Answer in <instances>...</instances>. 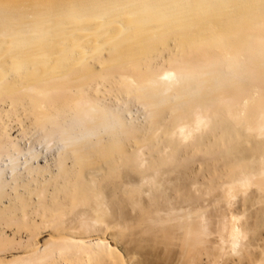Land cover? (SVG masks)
I'll list each match as a JSON object with an SVG mask.
<instances>
[{
	"label": "bare ground",
	"instance_id": "obj_1",
	"mask_svg": "<svg viewBox=\"0 0 264 264\" xmlns=\"http://www.w3.org/2000/svg\"><path fill=\"white\" fill-rule=\"evenodd\" d=\"M251 39L261 42L262 51L246 57L254 44L249 45ZM163 62L168 68L157 72ZM101 83L142 102L156 119L149 122L152 133L162 114L170 111L164 136L185 119L196 124L201 118L212 119L211 114L239 116L242 131L216 121L211 146H206L210 137L200 135L192 147L213 155L206 168H219L243 187L264 175V96L258 85L264 84V0H0V243H5L7 229L12 236L24 232L25 241H18L16 249L26 255L0 264H109L107 258L116 257L105 234L125 246L129 238L132 247L126 251L141 257L135 264L166 261L174 247L179 248L174 264H203L199 263L203 259L205 264H219L218 253L207 251L205 230L210 221L196 211L201 208L198 202L178 194L182 201L173 209L187 207L188 212L183 210L181 219L160 226L150 221L149 210L139 206L144 190L152 207L174 202L168 191L188 185L187 164L156 163L148 175L138 177L150 190L124 187L132 181L126 177L131 172L126 166L143 146L151 151L155 135L134 137L138 141L129 152L119 137L130 129L121 114L93 101ZM60 91L70 94L52 96ZM4 106L21 126L43 133V141L36 143L44 147L22 145L21 130L19 136H10L6 122L14 117L7 120L8 111L3 116ZM248 113L252 115L247 117ZM49 127L54 130L47 134ZM102 134L110 138L91 140ZM55 137L69 150L58 161L57 173L46 177L51 171L39 159ZM190 146L184 147L186 153ZM257 188L262 206L256 213L255 250L249 264H264V239L259 237L264 231V184ZM61 202L78 209L64 219L69 209H62ZM124 203L133 210L137 204L141 211L135 214L145 223L119 233L112 225V210L117 206L119 215L125 216ZM55 208L62 219L52 223L49 240L38 241L27 217ZM245 232L235 225L230 228L231 253L247 249Z\"/></svg>",
	"mask_w": 264,
	"mask_h": 264
},
{
	"label": "rangeland",
	"instance_id": "obj_2",
	"mask_svg": "<svg viewBox=\"0 0 264 264\" xmlns=\"http://www.w3.org/2000/svg\"><path fill=\"white\" fill-rule=\"evenodd\" d=\"M251 42L254 44L252 45V48L247 51L246 57L254 56V53L257 52V50L262 51L261 49L258 48L261 43L260 41L255 42L254 40L251 39V41L249 42V45L252 44ZM253 49H255V51ZM166 68H168V66L166 65L165 62H163L162 64L157 66L155 69L157 70V72L161 73V71ZM204 74H206V72ZM157 79H159V77ZM111 82H112V85H114L113 80H111ZM258 85L261 88L260 94L264 96V84L262 85L258 84ZM97 89L98 91L93 94L94 95L93 101L102 105L103 107H106L111 112L121 114L123 122L130 128L127 133L119 135L121 139L125 140L124 141L125 148L127 145L129 152H133V150L136 147V143L138 140L133 139L134 137L140 138L143 135H149V134L155 135V143L153 145L154 147L150 149L151 151H149L150 146H147V145L143 146V148H140V150L138 151V154L135 153L138 155L137 158L132 160L126 166V170H129V169L131 170V172H128V174L126 173L128 175L126 177L127 178L131 177L129 179L130 181L132 180L131 182L127 183L126 186H124L127 190H130V191L139 190L140 188L143 189L142 187H146V189L150 190V187L147 184L146 180L139 179L140 178L139 176H145L146 174L148 175V173L154 170L156 163H158L159 165L161 163L162 164L169 163L170 165H175L176 163L187 164L186 168H184V173H185L184 178L185 180H187L186 183L188 185H186L184 189L179 188V191H176V190L168 191L169 196L171 198H175L174 200L176 201V203L175 201L174 202L172 201L171 204L165 205L163 202H161L159 206L152 207L150 205V201H151L149 197L150 194L148 195V192H146L143 189L145 193L142 194L143 196L141 198V202H139L141 205L139 204V206L144 207L146 211L148 210L150 211V217H151L150 221H152V223L155 226H160V225H163L165 221L170 222L171 220V222H175L178 219H181L183 217L182 216L183 210H186V212H188V208L187 207L183 208L180 211H176L173 208L176 204H179L178 202L182 201L180 200L182 196H179L178 194H181V195L186 194L185 199L194 200V203L198 202L201 205V208L196 210V211L199 210L201 212L199 215L205 216L206 214L205 217L207 218L208 221H210V223L207 224L208 226L206 227V230H205L206 239L209 241L206 243L207 251L209 253H212V252L218 253L219 264H237L238 262L239 264H249L251 262L253 252L255 250V242L253 241V238L255 237V224L254 223L256 222V213L262 206V203L260 204L258 200L259 198L258 196H260V193L257 188V184L259 183L264 184V175L251 179V184H249V186L243 187L240 185L239 181L228 179V177H226L225 174L221 170H219V168L209 166L207 168L211 167L213 170L211 169L205 170L207 169L205 167V164L207 163L209 164L212 161V159L214 158L213 155L211 153L206 155L203 152H197L194 150V147H192V143L196 141L200 135L210 137L207 141L206 146L208 147L211 146L213 142L212 140H214V136L212 135L213 133H210V131H211V128L215 125L216 121H220V120L222 122L227 121L228 124L230 123L229 125L232 126V128L230 127L231 130L241 129L240 127L241 124L238 123V121L240 122V117L238 116L237 117L238 119H237L235 117H232L229 114H227L228 116L226 114L225 115L211 114L212 119H209L207 117L201 118L199 123H196V124H194V122L190 123L188 119H185L184 124L182 123L179 124V125L182 124V126L177 127V128L175 127L171 134L164 136L163 132L170 128L168 126L170 125V117L172 116L170 111L167 110L162 114L161 118L157 121V126H155L156 133H152L149 130L150 128L149 122L153 120L156 121V119L152 117L150 118L149 109L142 102L134 99L133 97L127 96L124 92H111L109 91V88H107V86L103 83L97 86ZM57 94L63 97L64 96L67 97L69 96L70 92H67V91H60L58 93L55 92L52 96L54 97ZM4 107H3L4 111L7 112L9 108L7 106H4ZM8 112L3 113V116L6 117L8 115ZM9 113H10V116H9V119L7 120H10L13 117L14 119L10 121L9 123L6 122L7 121L6 119H4V121L6 122V125L9 124V127L7 126L6 129L8 130L10 128L9 129L10 136L12 138H15L17 135L19 136V133L21 130L23 131V135L25 136L21 144L24 145L26 143L24 146H27V147L32 146V145H34L35 147L36 146L38 147V144L36 142L38 141L40 142L42 140L43 133L39 132V130L37 129H33V127L27 128V127H24V125L21 126L22 123L17 121V118L15 117L16 115L13 116L11 114L12 112H9ZM251 115L252 114L248 113L247 117H250ZM196 116L198 117V115ZM20 119L23 120L22 117ZM68 120L69 119H66L65 123H70V121ZM2 127L3 126L0 121V133L2 132ZM47 130L49 131L47 134H50V132H52L54 129L49 127L47 128ZM134 131H136V133ZM97 137L98 136H95L94 138L92 137L91 140L95 141L97 139H102L101 142H106L105 139L110 138V136H107L106 134H102L98 138ZM58 141L60 140L56 137L54 140L50 141L49 142L50 145L48 144L49 148L47 150L45 149L46 151L45 150L43 151L44 157L42 156L43 158L39 159V162H40L39 164H41L42 166L46 165L49 171H51V173H47L45 175L46 177H49L57 173L58 161L69 150V147H65L62 142L60 143ZM42 144L41 145L44 147V143ZM41 145L38 148L42 147ZM189 146H190L189 148L190 151L186 153L184 150V147L188 148ZM176 147L181 148V149H179L178 151H174V148ZM208 150H210V148H208ZM172 152H176L177 155H175V158L172 157L171 155ZM209 152H212V151H209ZM170 157L173 158V161H174L173 163L169 162L172 160ZM64 162L66 163L65 165L67 167L71 166V160L67 159ZM131 174H133L134 179L132 176H130ZM22 178L26 179V175H24ZM135 178H137L138 180ZM176 178L178 179L177 176ZM39 179H41V176H39ZM20 180L17 179V182H19ZM27 180L28 179H26V181ZM60 205L62 209H65V208L69 209V213L64 214L65 215L64 219L68 218L71 215V211H75L78 209V208H75L74 210H71V208H68L65 202H61ZM122 206L127 208V204L125 205L122 204ZM170 207L172 209H170ZM126 208L125 210L127 214L125 216L128 217L129 215L128 218H126L125 216H120L121 213L119 212V208L117 206H116V209H118L117 212L115 208H113L112 210V214H114L112 218L113 220L112 225L115 227L114 229L115 232H119V233L120 232L123 233V231L127 232L126 227L128 229V227H131V226H133L134 229L135 228L138 229L145 223V221L138 220V217L136 216V214L138 215V213L141 211V210L136 209L137 204L134 210L130 208V206H128L127 209ZM38 210L40 211L41 209H38ZM129 211L131 212V215ZM40 212L33 213L30 217H27V222L28 224L31 225V227L29 228H31L34 231L35 235L36 234L38 235L37 237L38 241L45 242L50 239V235H52L53 233L52 223L58 219L61 220L62 215L59 214L61 213V211H56V208L55 210L54 209L49 210L48 212H43L42 210ZM132 214L134 215V217ZM130 216H132V218ZM116 217L118 218L116 219ZM119 222H121V225ZM164 225H169V223L164 224ZM234 225L240 229L243 228V230L247 231L245 232L246 238L244 237L243 239V243H247V247H246L247 249H244V246H243L242 249H240L241 251L237 250L235 252L232 251L233 253H231L229 246H227L228 245L227 234L230 231V228H233ZM36 227H38V230L35 229ZM10 231L12 230L7 229L6 232L8 234H6V236H3L6 238V239L3 238V240H5V243L4 244L0 243V245L3 248V251L0 252V262L2 263H7V261H11L17 257L26 256L22 253V249L21 250L16 249L17 244L19 243L18 241H21L22 244L25 241L24 232H21L20 234L18 233V234H15V236H12ZM263 233L264 231L261 232L259 236L262 239H264ZM100 235H103V234H100ZM103 236L105 237V241L109 243L111 248L114 249V256L117 259L116 260L113 257L107 258V261L108 262L110 261L109 264H116V263L117 264H135V261H137V259L138 261L141 259L139 255H136L137 253L131 254L132 252L131 251L128 254V252L126 251L127 249H130L132 247L131 246L132 242L131 241L130 243L128 242L130 240L129 238H128V241L126 240V238L124 239L127 241L126 242L127 246H125V244L119 242L120 240H117V237L115 238V236L112 237L110 234H105ZM117 241L119 243H117ZM128 243L131 245H129ZM122 246L124 247L125 251H123ZM12 248H15V249H12ZM175 248L176 247H174V249L172 248V253L170 252L171 255L169 259L166 261H162L165 258L164 259L161 258L164 255L162 256L161 254L163 252L159 250L160 252L159 251L158 252L160 253L159 256H161L160 257L161 259L160 261H158L157 264H161L160 262H162V264H165L167 261H168L167 263L169 262L171 263L173 261V263L171 264H174V261L177 260V258L179 257V256L177 257V254L179 253L178 252L179 248H176L177 249L176 252H175ZM245 251H248L247 254L245 253ZM223 252H226V253H223ZM173 257L175 258V260ZM201 258H204V256H201ZM169 260H172V261H169ZM203 261L199 263L205 264L206 260L203 259Z\"/></svg>",
	"mask_w": 264,
	"mask_h": 264
}]
</instances>
